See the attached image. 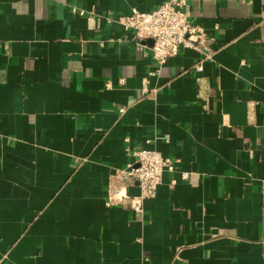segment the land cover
<instances>
[{
	"label": "crops",
	"instance_id": "crops-1",
	"mask_svg": "<svg viewBox=\"0 0 264 264\" xmlns=\"http://www.w3.org/2000/svg\"><path fill=\"white\" fill-rule=\"evenodd\" d=\"M160 1L0 0V264H264V0L157 67L117 17ZM127 147L173 161L142 212Z\"/></svg>",
	"mask_w": 264,
	"mask_h": 264
},
{
	"label": "built area",
	"instance_id": "built-area-1",
	"mask_svg": "<svg viewBox=\"0 0 264 264\" xmlns=\"http://www.w3.org/2000/svg\"><path fill=\"white\" fill-rule=\"evenodd\" d=\"M117 20L125 29L133 32V41L137 49L143 48L144 40H151L150 53L157 67L169 57L177 55L181 48L200 50L206 41L203 30L191 21L187 0H161L149 11L132 8L127 15L118 16ZM201 67L198 63L194 69L199 71ZM142 93H146L145 85L142 87ZM119 111H123V108ZM126 151L133 160L118 169L115 176L136 181L139 191L136 195L130 196L126 190L112 186L106 203L112 205L127 200L133 210L142 212L143 201L155 195L163 171L171 170L173 161L150 148L127 147ZM183 175L186 176L187 172Z\"/></svg>",
	"mask_w": 264,
	"mask_h": 264
}]
</instances>
